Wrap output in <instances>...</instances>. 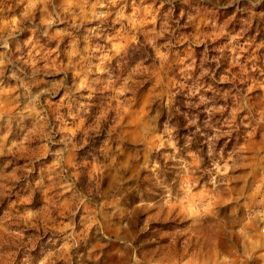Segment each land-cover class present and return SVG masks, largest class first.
Segmentation results:
<instances>
[{"label":"clouds","instance_id":"9594fccd","mask_svg":"<svg viewBox=\"0 0 264 264\" xmlns=\"http://www.w3.org/2000/svg\"><path fill=\"white\" fill-rule=\"evenodd\" d=\"M0 264H264V0H0Z\"/></svg>","mask_w":264,"mask_h":264}]
</instances>
